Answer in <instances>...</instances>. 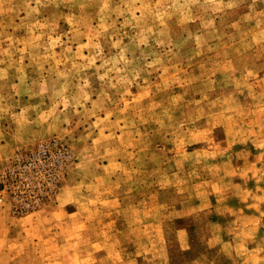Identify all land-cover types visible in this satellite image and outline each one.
<instances>
[{"label":"rangeland","instance_id":"374dc122","mask_svg":"<svg viewBox=\"0 0 264 264\" xmlns=\"http://www.w3.org/2000/svg\"><path fill=\"white\" fill-rule=\"evenodd\" d=\"M0 264H264V0H0Z\"/></svg>","mask_w":264,"mask_h":264}]
</instances>
